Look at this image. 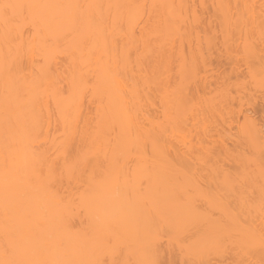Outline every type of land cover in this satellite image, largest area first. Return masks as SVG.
<instances>
[{
	"label": "bare ground",
	"instance_id": "obj_1",
	"mask_svg": "<svg viewBox=\"0 0 264 264\" xmlns=\"http://www.w3.org/2000/svg\"><path fill=\"white\" fill-rule=\"evenodd\" d=\"M206 1L205 20L188 0H0V264H264V124L244 115L232 151L238 83L189 93L210 86L205 21L264 93V0Z\"/></svg>",
	"mask_w": 264,
	"mask_h": 264
},
{
	"label": "rangeland",
	"instance_id": "obj_2",
	"mask_svg": "<svg viewBox=\"0 0 264 264\" xmlns=\"http://www.w3.org/2000/svg\"><path fill=\"white\" fill-rule=\"evenodd\" d=\"M193 1V2H192ZM192 1H190V0H188V2L193 6V4H194V2H195V7H196V9H197V11H196V14L198 13V15H199V13L201 14V15H203L202 17L206 20V19H208L210 16H211V14H212V9L209 7V2L208 1H206L205 2V6L207 7L205 10L203 9H200V7H201V5H200V7H197L200 3H201V0H199L200 2H198V0H192ZM204 1V0H203ZM210 1V0H209ZM257 2H258V0H256ZM212 2V1H211ZM199 3V4H198ZM204 3V2H203ZM208 3V4H207ZM256 3V2H255ZM258 5V4H257ZM257 5L255 4V6L257 7ZM194 7V6H193ZM202 8V7H201ZM195 9V8H194ZM202 10V12H199L198 10ZM206 22V21H205ZM201 23V24H203V25H205V26H203V29H204V31H206L205 33V35L206 36H208V34H209V37H210V40H211V38H214L213 40L215 41V46H213L212 48V52H214L213 53V56H212V59H210L211 61H209V59H207L208 60V62L210 63L211 62V69L209 70V68H207V69H205V71L204 72H207L206 70H208V72H207V74H206V76H204V78L205 79H203L202 77V74H200L202 77H201V79L202 80H200V81H208V83L207 84H209L210 86L207 88L206 87V85L207 84H204V83H206V82H204L203 84L205 85H203V87L206 89H203L202 88V86H200V83H198V82H193V83H191L192 81H194V80H192L191 81V79H190V81L191 82H189V84H190V86H188L187 85V87H186V85H185V89L188 91L189 89V87H192L193 85H195L196 83H197V85L199 84V86L201 87H198L197 85L195 86V87H198V89H196V88H194V86H193V88L191 89L190 88V94H192V95H194V93L196 94V97L195 96H193L194 98H196V99H193V101L191 100V104L194 106V108L197 106V105H200L201 104V102H202V99H205L204 97H206L207 99H210V96H211V99H212V97L214 98V96H216L217 95V92H218V90H219V88H220V91H221V88L223 87L224 88V86L226 85V86H228V84L230 85V84H233V85H235L236 83H238V85L236 84V86L238 87V88H240L239 90H241L240 92H238L239 90L238 89H236V93H238V94H242L243 92H244V90L246 89L247 91H246V93L248 92V93H250L249 95H246V93L244 92L243 93V95H244V97L245 96H249L250 98L248 99V100H244V99H242L243 101H246V102H251L250 104H252V105H250V106H247L246 104H249V103H245V102H243V104L242 105H244V106H239L242 102H240V104L238 105L237 103H238V100H236L237 99V97H239V96H237L238 94H236L235 96H234V90H230L231 88H232V86L233 85H230V89H229V87H226V88H228L229 90H228V92H230V94H231V91H232V94H233V98L232 99H234V98H236V99H234V101L232 102V103H230L231 102V100H230V102L228 101V103H230L231 104V106H233V107H231V109H228V111L229 110H235V112L233 113V114H238V115H235V116H237V119H236V117H234L235 118V122H231V121H233L232 119H231V121H229L231 124H229V122H226V121H228V120H230V119H227L226 117H223V115H222V117L223 118H225V119H227V120H224L225 122H223L222 121V123H228L229 124V126H228V124H220V127L221 126H224L225 127V129H224V127L222 128H220V130L221 129H224V130H222L220 133V135H223L222 137H224L223 139H222V142H225V146L228 148V149H231L232 151H237V147H236V139H238L237 137H238V129H239V127H240V125H242L244 122V119L247 117V118H251V120H254L260 127H263V124H264V93H261L262 91L260 90V92H259V90L257 91H255V90H252V89H254V88H252L253 86H255L254 84H253V86L252 87H250V88H252V89H250L249 87H248V89L246 88V86H244L245 87V89L242 87L244 84L246 85V83H244L246 80H248V82H249V84L251 85V83L252 82H250L249 81V79L247 78L248 77V75H246V66H243V65H241L242 63H244L243 62V60L241 59V61H239L240 59H239V57H241V55L239 56V53H237L238 55V58L237 59H239V60H236V58H235V60H236V62L234 63V65L236 64V63H238L237 61H239V64H237L236 66H232L233 64L231 63L232 62V60H231V62L229 63L228 61H230V57L231 56H233L234 55V50L233 49H231L232 51H233V55H230V57H229V59H228V61H227V55L228 54H226V58H225V51L226 50H224V49H222L223 47H221V41H220V36H221V39L223 38V37H225V39L227 38V36H232L233 34L235 35V33H232V32H230V34L228 35V34H226L225 36H223L222 37V35H224V34H221L220 33V31H218L217 29V26H216V24L214 23H211V24H208V22L207 23ZM200 25V24H199ZM264 25V24H263ZM202 26V25H201ZM201 26H199V27H201ZM216 26V27H215ZM199 27L197 28V29H199ZM201 29V31L203 32V29L202 28H200ZM184 30H186L187 31V29H183V27H182V32L184 31ZM186 31H184V32H186ZM189 31H190V29H189ZM188 31V32H189ZM192 31V30H191ZM190 31V32H191ZM193 31H195V30H193ZM199 31V30H198ZM197 31V32H198ZM201 31H199V32H201ZM208 31V32H207ZM213 31H214V33H213ZM219 33H218V32ZM261 31V33H259L260 34V38H261V42H260V45H261V47L264 49V46H262V45H264V29L262 28V30H260ZM188 32H186V33H188ZM189 32V34H190V37H192L193 36V34H191ZM193 33V32H192ZM208 33V34H207ZM211 33H212V35H213V37H212V35H211ZM231 33H232V35H231ZM188 34V35H189ZM200 34H202V33H200ZM258 34V33H257ZM257 34H256V36H257ZM184 35H186L185 33H184ZM183 34H182V37H181V40L180 41H178V42H180V44L181 45H184L183 47H184V49H183V47L181 46V50H182V53H184V57L185 56H187L188 58H190L189 56H190V51L188 52V46H187V43H190L189 41L191 40V44L192 45H190V49H192L193 51H191V54H192V52H194V51H196L195 50V46L193 45L194 43L195 44H198L197 42H194V41H196L197 39H194L193 37L192 38H190L189 36V39L187 40L188 42L187 43H185L186 42V40L185 39H187V38H185L184 39V37H187V36H184ZM204 35V36H205ZM233 35V36H234ZM236 35H237V33H236ZM242 35V34H241ZM254 35H255V33H254ZM201 38V41H203L204 39H203V35H199L198 36V38ZM209 37H208V39H209ZM239 38H240V36H238ZM242 37V36H241ZM195 38H197V35H195ZM205 38V37H204ZM229 38H232V37H229ZM233 38H235L236 39V41H238L237 39L238 38H236V36L235 37H233ZM253 38V37H252ZM252 38H250V39H252ZM260 38H258L259 40H260ZM192 39L194 40V41H192ZM207 39V40H208ZM224 39V38H223ZM224 39V40H225ZM241 39H243V38H241ZM255 38H253V40H254ZM185 42H184V41ZM230 40V39H229ZM257 40V39H256ZM182 41V42H181ZM220 41V42H219ZM228 41V39L225 41V42H227ZM232 41H234V39L232 40ZM239 41H240V43L241 42H243V41H241L240 39H239ZM255 41V40H254ZM184 42V43H183ZM193 42V43H192ZM224 42V43H225ZM262 42H263V44H262ZM177 42H175V44H176ZM201 43V42H200ZM204 43H206V42H204ZM204 43H201V44H204ZM218 43V44H217ZM220 43V44H219ZM236 43V45L237 44H239V42H235ZM234 44V43H233ZM255 44H257L258 45V42L256 43V41H255ZM254 44V45H255ZM205 45V44H204ZM232 45V44H231ZM260 45H259V47H260ZM178 46H179V43H178ZM177 46V47H178ZM192 46H194V48L192 47ZM239 45H237V48L235 49V50H237L238 51V49L240 48V46L238 47ZM175 47V46H174ZM196 47H198V45L196 46ZM214 47H215V49H214ZM232 47V46H231ZM234 47H235V45H234ZM233 47V48H234ZM200 48H202V46L200 47ZM200 48H198V49H200ZM206 48V47H205ZM189 49V50H190ZM207 49V48H206ZM210 50V49H209ZM173 51H175V50H173ZM172 51V52H173ZM187 53V54H189V55H185V52ZM202 51H204V50H202ZM211 51V50H210ZM232 51H231V53H232ZM237 51H235V52H237ZM239 51H241V50H239ZM238 51V52H239ZM206 52H209V51H207L206 50ZM212 52H209V53H212ZM196 53V52H195ZM205 53V52H204ZM203 53V54H204ZM172 54V53H171ZM173 54L175 55V52H173ZM172 54V55H173ZM236 54V53H235ZM240 54H241V52H240ZM195 55V54H194ZM209 55H211V54H209ZM176 56V55H175ZM204 56H207V55H205L204 54ZM236 56V57H237ZM263 56H264V53H263ZM172 57H174V56H172ZM209 57V56H208ZM207 57V58H208ZM234 57V56H233ZM187 58V60H189ZM199 57L197 56V60H199L198 59ZM232 58V57H231ZM206 60V59H205ZM263 61H264V59H263ZM198 62V61H197ZM200 62V61H199ZM255 62V61H254ZM176 62L175 61H172L171 63H170V69L172 68V70L171 71H175V67H176V64H175ZM206 63H207V61H206ZM209 63H207L208 65H209ZM264 63V62H263ZM197 64V63H196ZM206 64V65H207ZM230 64H232V65H230ZM245 64V63H244ZM161 65V64H160ZM163 66H164V64H162ZM161 65V66H162ZM166 65V64H165ZM238 65H240V67L238 66ZM199 66V65H198ZM234 67L235 69H236V67L237 68H239V69H236V70H238V72H236L235 70H232V69H234V68H232V67ZM203 67V66H202ZM200 68V67H199ZM204 68V67H203ZM201 69V68H200ZM170 71V72H171ZM201 71V70H200ZM199 72V71H198ZM198 72H197V75H199L198 74ZM204 72H201V73H204ZM236 72V74H234V73ZM172 73V72H171ZM204 75V74H203ZM206 77H207V79H206ZM229 77V78H228ZM226 78V79H225ZM199 81V82H200ZM239 82H240V84H239ZM202 83V82H201ZM193 84V85H192ZM184 85V84H183ZM248 85V84H247ZM249 85V86H250ZM208 86V85H207ZM235 86V87H236ZM241 86V87H240ZM236 87V88H237ZM202 90V92H201V90ZM226 88H224V89H226ZM242 88V89H241ZM194 89V90H193ZM216 89H218V90H216ZM233 89V88H232ZM244 89V90H243ZM256 89H258V88H256ZM193 90V91H192ZM198 90H200V91H198ZM205 92H204V91ZM227 90V89H226ZM195 91H198V93H196ZM191 92H193V93H191ZM216 92V93H215ZM200 93V94H199ZM226 93H227V91H226ZM197 94H199V95H203L202 97L200 96L199 97V99H198V96H197ZM216 94V95H215ZM228 94V93H227ZM232 94H231V96L230 97H232ZM214 95V96H213ZM219 95V94H218ZM241 97V96H240ZM242 98H243V96H242ZM246 98V97H245ZM201 99V102L199 101ZM240 100H241V98H239ZM206 100V99H205ZM204 100V101H205ZM237 101V103H236V101ZM251 100V101H250ZM196 101V102H195ZM207 101V100H206ZM235 102V103H234ZM190 103V102H189ZM228 103H227V106H229L228 105ZM204 104V103H203ZM188 105H190V104H188ZM237 105H238V107H237ZM234 106L235 107H237V108H239L240 109V112L238 113V111H239V109H237V108H234ZM227 108V107H226ZM229 108V107H228ZM151 109H153V108H151ZM155 110H156V112H158L157 110V108H155ZM225 110H227V109H225ZM153 111H154V109H153ZM227 111V112H228ZM155 112V111H154ZM224 112V111H223ZM231 112V111H230ZM229 112V113H230ZM152 113V112H151ZM225 113V112H224ZM224 113H222V114H224ZM154 114V113H153ZM156 115V114H155ZM157 115H159V112H158V114ZM231 115V114H230ZM244 115H246V117L244 118ZM224 116H227V115H224ZM217 118L219 117L221 120H223L220 116H216ZM216 118V120H218ZM220 119H219V121H220ZM212 120L211 119H208V121H207V126H206V129L209 131V132H211L212 133V138H213V141H215L216 139L215 138H217V134H218V132H217V134H216V128L214 127V125H213V121L211 122ZM214 121H215V119H214ZM253 121V122H254ZM218 122V121H217ZM217 122H215V123H217ZM214 123V124H215ZM221 123V122H220ZM233 123V124H232ZM185 125L186 126H183V127H185L184 129H185V131H186V133L188 132V130H186V129H190V128H186V127H188L189 125H188V122H187V124L185 123ZM188 125V126H187ZM216 126V125H215ZM217 126H218V123H217ZM190 127V126H189ZM262 129V128H261ZM190 130H192V129H190ZM206 130V131H207ZM223 131H226L227 132V134L225 133V132H223ZM192 132H193V130H192ZM209 132H207V133H209ZM225 133V134H224ZM192 134V137H193V139H192V141L191 142H193V140H195L197 137L199 138L200 136H196V137H194L195 135H196V133H191ZM193 134H195L194 136H193ZM200 134H202V133H200ZM209 135V134H208ZM207 135V136H208ZM211 135V134H210ZM214 135V136H213ZM206 136V135H205ZM229 136V137H228ZM219 137V136H218ZM200 138H202V139H200L202 142H204V144H207V145H216V146H218V145H220V144H224V143H222V142H220L221 140H219L218 141V138H217V140L215 141L216 143L214 144V142H212L211 140V142L209 143V141L207 140V137H206V139H203V138H205L204 137V134H203V136L202 137H200ZM221 138V137H220ZM219 138V139H220ZM208 139H210V138H208ZM215 139V140H214ZM225 139V140H224ZM204 140V141H203ZM206 140V141H205ZM228 140V141H227ZM236 140V141H235ZM208 141V142H207ZM195 143V142H194ZM105 262V261H104ZM181 261L180 260H177V262L174 260V262H173V264H182V262L180 263ZM226 262H229L228 264H235V262L234 261H226ZM225 261L223 262V264L224 263H226ZM216 264L214 261L213 262H210V264ZM222 263V262H221ZM220 263V264H221ZM106 264H109V262H107ZM160 264H168L166 261H163L162 263H160ZM183 264H188V263H184V261H183ZM192 264V263H191ZM194 264H196V262L194 263ZM198 264V263H197ZM200 264V263H199ZM201 264H206V263H201ZM207 264H209V263H207ZM217 264H219V263H217Z\"/></svg>",
	"mask_w": 264,
	"mask_h": 264
},
{
	"label": "snow or ice",
	"instance_id": "obj_3",
	"mask_svg": "<svg viewBox=\"0 0 264 264\" xmlns=\"http://www.w3.org/2000/svg\"><path fill=\"white\" fill-rule=\"evenodd\" d=\"M3 7L7 9L8 7H11V5H3Z\"/></svg>",
	"mask_w": 264,
	"mask_h": 264
}]
</instances>
